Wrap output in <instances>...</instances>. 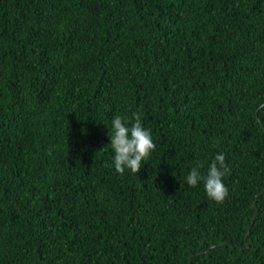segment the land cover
Returning <instances> with one entry per match:
<instances>
[{"label": "trees", "instance_id": "trees-1", "mask_svg": "<svg viewBox=\"0 0 264 264\" xmlns=\"http://www.w3.org/2000/svg\"><path fill=\"white\" fill-rule=\"evenodd\" d=\"M0 264H264V0H0Z\"/></svg>", "mask_w": 264, "mask_h": 264}, {"label": "clouds", "instance_id": "clouds-1", "mask_svg": "<svg viewBox=\"0 0 264 264\" xmlns=\"http://www.w3.org/2000/svg\"><path fill=\"white\" fill-rule=\"evenodd\" d=\"M109 138L114 151L115 170L120 174H124L125 168L133 173H139L143 161L147 160L156 148L151 130L143 126L139 113L135 114L130 126L126 118L114 116ZM225 161L224 154H217L205 175L201 174L199 165L193 167L186 177L187 183L195 187L203 180L209 198L216 202H223L229 194L223 178L231 171Z\"/></svg>", "mask_w": 264, "mask_h": 264}]
</instances>
